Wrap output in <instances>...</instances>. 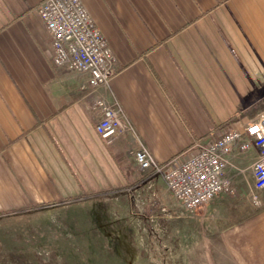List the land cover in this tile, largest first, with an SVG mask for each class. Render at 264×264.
<instances>
[{
    "label": "crops",
    "instance_id": "crops-1",
    "mask_svg": "<svg viewBox=\"0 0 264 264\" xmlns=\"http://www.w3.org/2000/svg\"><path fill=\"white\" fill-rule=\"evenodd\" d=\"M41 1L0 0L2 223L16 211L138 186L147 175L133 155L141 145L161 163L184 159L264 114V0H81L117 59L115 75L96 87L52 63L35 10ZM98 99L123 109L125 129L109 139L95 131ZM257 156L254 145L233 143L225 169L232 193L199 208L238 212L232 225L247 243V264H264Z\"/></svg>",
    "mask_w": 264,
    "mask_h": 264
},
{
    "label": "rangeland",
    "instance_id": "rangeland-1",
    "mask_svg": "<svg viewBox=\"0 0 264 264\" xmlns=\"http://www.w3.org/2000/svg\"><path fill=\"white\" fill-rule=\"evenodd\" d=\"M144 172L127 190L6 214L0 264L248 263L247 243L232 225L238 212L187 210Z\"/></svg>",
    "mask_w": 264,
    "mask_h": 264
},
{
    "label": "built area",
    "instance_id": "built-area-1",
    "mask_svg": "<svg viewBox=\"0 0 264 264\" xmlns=\"http://www.w3.org/2000/svg\"><path fill=\"white\" fill-rule=\"evenodd\" d=\"M35 10L50 35L52 63L85 74L90 87L107 84L118 70L117 59L83 2L42 0ZM95 107L99 115L95 131L101 139L124 131V113L119 103L98 99ZM236 141L240 151L252 145L258 149L252 164L254 186L264 189V114L248 124L244 132L228 129L195 145V152L184 159L161 163L142 145L133 155L140 168L161 177L167 191L183 207L196 210L221 193H232L225 169L226 156ZM251 198L259 204L257 193H252Z\"/></svg>",
    "mask_w": 264,
    "mask_h": 264
},
{
    "label": "trees",
    "instance_id": "trees-1",
    "mask_svg": "<svg viewBox=\"0 0 264 264\" xmlns=\"http://www.w3.org/2000/svg\"><path fill=\"white\" fill-rule=\"evenodd\" d=\"M97 195H100V193L94 194L93 196H97Z\"/></svg>",
    "mask_w": 264,
    "mask_h": 264
}]
</instances>
